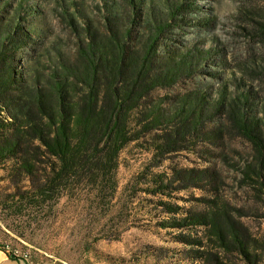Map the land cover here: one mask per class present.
<instances>
[{"label": "rangeland", "instance_id": "rangeland-1", "mask_svg": "<svg viewBox=\"0 0 264 264\" xmlns=\"http://www.w3.org/2000/svg\"><path fill=\"white\" fill-rule=\"evenodd\" d=\"M0 9V28L16 11L23 28L33 27V63L57 62L59 55L73 60L83 32L81 19L103 31L105 19L114 13L119 30L129 28V45L139 52L152 28H161L152 53L153 73L162 74L164 62L181 55L187 66L173 83L154 88L146 99L166 119L120 152L110 209L95 200L65 196L51 209L38 211L12 197L9 165H0V244L27 250L30 264H247L235 249L225 252L207 241L204 226H159L170 217L205 213L209 200L216 198L257 248L258 264H264V188L244 173L259 157L234 125L230 108L235 101L240 113L257 119L264 134V0H0ZM25 52L18 57L20 65L26 64ZM221 94L223 105L215 111ZM195 98H204V105L194 128L190 118H171L184 101ZM166 139L173 141L171 150L152 166L151 148ZM261 163L264 182V158ZM147 170L169 176L164 195L141 189L148 184L141 174ZM188 171L198 177L180 181L177 175ZM160 200L175 204L179 212L166 213ZM179 233L203 237L208 245L181 243L175 239ZM195 249L206 250L205 257L193 258Z\"/></svg>", "mask_w": 264, "mask_h": 264}, {"label": "trees", "instance_id": "trees-1", "mask_svg": "<svg viewBox=\"0 0 264 264\" xmlns=\"http://www.w3.org/2000/svg\"><path fill=\"white\" fill-rule=\"evenodd\" d=\"M131 6L136 14L134 1ZM21 22L20 12L16 11L0 28V165H9L8 176L14 184L12 197L38 211L51 209L65 196L78 202L95 200L109 208L118 187L120 152L166 119L159 107L146 99L154 88L173 83L179 73L186 71L184 57L164 62L162 74L153 73L152 53L161 28H152L139 52L129 45V28L119 30L116 14L112 13L105 19L103 31L81 19L83 32L75 45L73 60L59 55L57 62L33 63L30 55L37 40L32 35L33 27L23 28ZM23 51H27L28 58L25 65H20L18 57ZM203 101L204 98L184 101L171 118L179 117L183 122L190 118L188 123L194 128ZM223 101L221 94L215 111L220 110ZM236 106L235 101L230 106L234 125L251 141L259 157L257 164L245 169V177L255 176L264 188V134L258 130L257 119L246 117ZM172 143L166 139L151 148L155 160L152 166L159 165ZM147 171L141 173L148 183L141 189L164 195L171 182L169 176ZM196 176L192 171L177 175L182 182ZM16 181L25 184L17 186ZM159 203L166 213L180 210L175 204L162 200ZM189 225L204 226L207 241L225 252L235 249L247 264H258L257 248L232 223L225 208L217 205L216 198L209 200L205 213L170 217L159 224L173 229ZM175 239L188 245H206L199 236L179 233ZM192 252L191 256L198 260L206 254L202 249ZM215 259L220 263L218 257Z\"/></svg>", "mask_w": 264, "mask_h": 264}, {"label": "built area", "instance_id": "built-area-1", "mask_svg": "<svg viewBox=\"0 0 264 264\" xmlns=\"http://www.w3.org/2000/svg\"><path fill=\"white\" fill-rule=\"evenodd\" d=\"M1 248L8 254V256L18 261L30 264L29 253L27 250H24L17 246H13L7 242L2 243Z\"/></svg>", "mask_w": 264, "mask_h": 264}, {"label": "crops", "instance_id": "crops-1", "mask_svg": "<svg viewBox=\"0 0 264 264\" xmlns=\"http://www.w3.org/2000/svg\"><path fill=\"white\" fill-rule=\"evenodd\" d=\"M0 264H27L22 261H18L10 256L1 248L0 244Z\"/></svg>", "mask_w": 264, "mask_h": 264}]
</instances>
